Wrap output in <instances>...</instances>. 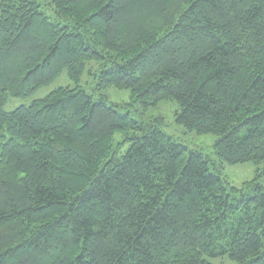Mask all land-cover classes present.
I'll use <instances>...</instances> for the list:
<instances>
[{"label":"trees","instance_id":"16d2710c","mask_svg":"<svg viewBox=\"0 0 264 264\" xmlns=\"http://www.w3.org/2000/svg\"><path fill=\"white\" fill-rule=\"evenodd\" d=\"M90 62L99 99L59 88L5 111ZM110 88L145 112L176 102L220 166ZM247 163L242 187L222 176ZM263 178L264 0H2L0 264H264Z\"/></svg>","mask_w":264,"mask_h":264},{"label":"rangeland","instance_id":"374dc122","mask_svg":"<svg viewBox=\"0 0 264 264\" xmlns=\"http://www.w3.org/2000/svg\"><path fill=\"white\" fill-rule=\"evenodd\" d=\"M2 0H0V5ZM99 65L96 62H90L79 84L74 83L68 77L67 71H63L61 76L51 84L40 88L36 93L26 98H9L5 106L6 112H12L21 106H30L36 100H41L47 97L50 93L58 90L59 88H80L89 94H95V79L90 74L96 73ZM110 104L122 106L123 112L129 111L133 118L138 121H153L154 119H164L165 132L173 136L174 139L192 149L200 150L207 154L216 166H220V162L214 153V144L217 137L213 135H197L196 133H187L186 130L176 123V114L180 111L179 105L173 101H163L157 107L150 108L148 111H141L138 104H132L133 98L130 90H118L110 88L103 94ZM97 96V95H96ZM97 99L99 97L97 96ZM122 140V134L115 135V142ZM221 169L222 176L231 185L235 187H242L245 182L251 181L256 176L258 166L254 163H247L242 165L231 166L225 164ZM262 167V166H261ZM264 183V178H263ZM212 264H237L229 261L228 259L213 260Z\"/></svg>","mask_w":264,"mask_h":264}]
</instances>
